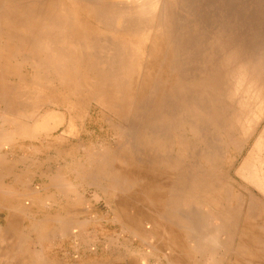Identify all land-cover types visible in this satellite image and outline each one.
Segmentation results:
<instances>
[{
	"label": "bare ground",
	"instance_id": "bare-ground-1",
	"mask_svg": "<svg viewBox=\"0 0 264 264\" xmlns=\"http://www.w3.org/2000/svg\"><path fill=\"white\" fill-rule=\"evenodd\" d=\"M158 52L170 58L167 66L171 71L179 66L195 67L201 74L197 80L203 82L192 78L185 84H175L173 74L169 75V87L158 83L153 76ZM24 65L31 71L29 76L21 70ZM88 94V115L81 120L72 118L71 112L76 113L77 103ZM263 95L264 0H0V145H9L15 139L23 143L19 149L59 152L64 162L60 166L67 169L39 172L40 178L52 184L50 189L32 191L33 197L44 192L50 198L53 195L48 192L55 189L63 196L75 194L78 198L70 180L104 179L106 185L98 188L114 191L122 202L127 223L142 227L139 218L147 214L155 231L186 234L188 244L208 253L215 249L218 224H213L214 219L204 209L194 205L183 208L181 203L192 191L187 186L192 171L191 145L177 139L174 143L185 146L181 156L173 155V147L158 157L156 152L153 154V159L165 163V170L173 172L178 185L175 191L179 201L164 210L160 202L153 200H146L135 212L129 205L133 198L142 197L143 189L151 182L145 176L143 160L131 152L143 134L153 137L159 132V138L164 140L169 128H187L192 136L199 137V152H203L204 167L210 171L207 175L217 176L221 182L222 174L211 170V162L221 158L224 140L211 139V119L206 113L211 107L214 111L222 109L228 102L231 113L227 126L249 136L264 110ZM115 99L121 115L128 116L127 128L119 130L128 148L113 154L92 151L96 146L88 125L96 109L99 117L100 110L105 111L103 115L106 111L111 114L108 107ZM221 111L214 119L219 129L226 125ZM78 125L81 132L76 131ZM80 133H87L90 144L81 150L84 142L80 141L79 150H75L76 145L68 150L69 140ZM233 140L239 149L241 140ZM15 164L16 161L8 164L10 176ZM38 167L40 170L41 165ZM244 167L249 183L260 177L254 168H260L264 176V132L237 172ZM257 182L255 187H264ZM8 192L9 188L0 187V194ZM73 212L69 210V217ZM69 217L63 221L62 216L52 218L63 235L69 231ZM237 222L232 223L234 228ZM17 229L18 225L13 227Z\"/></svg>",
	"mask_w": 264,
	"mask_h": 264
},
{
	"label": "rangeland",
	"instance_id": "rangeland-1",
	"mask_svg": "<svg viewBox=\"0 0 264 264\" xmlns=\"http://www.w3.org/2000/svg\"><path fill=\"white\" fill-rule=\"evenodd\" d=\"M164 51H166V53L168 52V50H164ZM157 54L159 57L158 59L159 62L156 70L153 72L155 73L153 74V76L156 77L158 83L162 84L163 82L165 85L167 83V86L169 87L170 86L169 84H171L170 76L173 74L175 77V79L173 80L174 83L179 82V84H185V82H189L192 78L196 79V81H198L199 83L203 82V80H197L198 77L201 75L199 73L200 71L197 68L194 67L196 69L195 70L192 66H190L192 69L191 71L190 67L179 66L177 67L178 70H175L173 72L167 66L170 62L169 61L170 58L167 56V54L166 56L160 54V52H158ZM162 59L163 62L161 61ZM164 60H166V64L164 63L165 62ZM180 68H184V69L187 68V69L181 70ZM179 69L181 71H179ZM21 70L24 74H27V76L31 74L29 67L26 65L22 66ZM179 72L181 73V75H179L180 74ZM11 80L13 81L14 78ZM168 87L166 89H169ZM86 97L87 98L77 103L78 105L77 109L79 111L77 110L76 113L71 112L73 113L71 114L72 118L76 120L77 119L81 120V119H85V117L88 115V110L90 106L87 101L90 95L88 94ZM116 99L113 101V105L108 107L111 114L107 113L106 111L105 113V115L107 114L106 117L105 115H103L105 111L102 112L100 110V117L97 114L98 109H96V111L94 112L93 115L94 118H92L91 123H89L88 125L89 133L92 134V138L94 140L92 144H95L96 146V149L93 148L92 151H97V150L99 152L109 151L110 153L112 152L111 154H113L114 153L113 151L116 150L118 151L121 149L126 151V149L128 148V144H127L128 141L124 140L125 138H122V136L119 133V130H122L121 129L122 126H124V128H127L125 127V121L126 124H129L127 123L128 116L125 117L124 115H121L122 112H120L119 110L120 107ZM64 105L65 104H63V106ZM166 105L167 104H164V106ZM213 105L216 106L217 103H213ZM102 107L106 110V106H102ZM166 107H168V105ZM81 108H83L82 111ZM263 109L264 106L261 108V110ZM220 110H222L221 114L223 119L226 120V121L224 120L226 125L222 129H219L218 125L215 124V120H214L215 116L220 113ZM256 111H258V109ZM230 113L231 110L228 102L226 103V106L222 105V109L219 108L217 111H214L213 108L211 107L210 110H208V112L206 113V115L209 116L211 119L209 129L207 128L209 130L211 139L214 140L216 137H220L224 140L223 146H221L220 148L221 158L219 159L218 157V159H213L211 162V164L214 163L211 166L212 167L211 170H213L214 173L218 175L220 173L222 174L221 182H218L216 178L217 176L214 177L207 175L209 174L210 171L209 168L205 169L204 167V162H203L204 158L202 154L203 152H199L200 150L199 148L201 146L199 144V137L192 136L189 130H187V128L185 129L183 128L176 129L174 127L169 128L170 130L171 129L172 130L170 131L168 129V131L164 133L166 134L164 140L159 138L160 137L159 132L154 134L153 137L150 136V134H143L142 137L137 142L136 146L133 148V151L131 152L132 154H135V156L140 157L141 160H143V168H144L145 176L147 178L150 177L151 182H149L150 185H148L143 189L142 197L137 200L133 198L132 202H128L129 205L132 207V210L134 211L136 208L140 207L143 203L147 202L146 200H153L154 202H158V204L161 203L160 205L161 207L163 206V210H164V208L169 206L170 203L175 204V202L179 201L176 200L178 196V193L176 192L178 190L176 188L178 185L176 178L172 177L173 172L172 171L168 172L167 170H165V163L163 164L160 163V159H153V154L156 152V157H158L159 155L164 154V151H167V149L170 150V148L173 147V149L171 150L173 155L181 156L185 152V146H181L179 143L177 144L176 142L174 143V141H177V139L179 140L185 139V142L188 145H191L193 149V154L192 157H190L191 161L189 163L190 165L189 169L192 171L190 172L191 178L189 177L187 186L191 188L192 191L185 194L183 200L181 201L183 206L182 205L181 206L183 208L185 207L187 208L189 206L192 207L193 205L200 207L206 211V213L209 215L210 218L214 219L213 220L214 225L218 224L216 226L217 239H216L215 249L210 250L208 254L201 252L206 257L205 260H207L208 264H215V262H217L216 259L220 260L223 256H228V259H231L232 262H234L237 255L235 254L237 253V250L232 248L233 243L231 236H232V232L234 231V229L232 228L233 225L231 222L227 221V218L224 215L225 210H229L232 214L237 215L238 221L240 217H243L245 218L244 221H248L255 228L264 230V193L260 191L258 188H256L254 185L249 183L237 172V169L242 159L250 152L257 138L264 132V110L260 118L257 120L256 122L257 124L255 125L254 129L252 130L249 136H246L244 133L238 130L236 131L235 129H229V127L227 126V122L229 120ZM213 122L215 125L213 124ZM81 127L83 128V126ZM79 130H80V125H78L76 128L77 132H79ZM81 131L82 129L80 130V132ZM81 136L82 138H80ZM86 139H87V133H80L76 138L70 139L69 147H67L68 150L72 149L73 147L72 145L77 146L75 148L76 151L79 150L80 149L79 144H81L80 141L84 142L83 143L84 146L81 147V150H83L85 146L87 147L88 144H90L89 142L86 141ZM233 139L241 140L242 145L239 147V149L238 148L236 149ZM17 141L18 140L15 139L12 140V142L9 144L12 147H9V145H2V146L0 145V173L2 174L3 179L10 177H17V180L21 178L22 181V176L26 175V172H22L20 176L16 175L13 172L16 166H25L27 164H30L31 166H34L37 170H39L38 165H41V168L45 166L49 167L50 165H54V164H59L61 166L64 165V162L61 161L62 154H60L59 152H55V151L35 152L32 151L34 150L33 148L32 150L31 148L29 150L19 149V145L23 143ZM27 143L25 144V146H28ZM75 153L76 155L78 154L77 152ZM128 153L130 152L128 151ZM192 160L193 161L197 160L196 164L195 162L192 163ZM13 161H16L17 164H15V167L12 171L13 175L10 176V173H8V168H9L8 164ZM60 170L64 171L67 169L62 167V169ZM43 173L48 174L47 172H43ZM44 179L47 181L39 185V187L36 188V190L47 187L49 189L51 188L52 182L46 178H43V181ZM104 181H105L104 179H101L99 182L93 179L70 180V183L73 184L74 189H77V187H79L83 190L84 198H85L84 201L86 205L85 208L89 209V211L81 216L80 210L79 211L74 210L77 209L76 205L70 207V209L73 210L74 212L73 214H71L72 216L69 217L70 227L68 229L69 230L68 232L70 233L71 230L73 231L76 230V233L74 234L77 235V238L83 236L85 241L89 242L88 250H87L88 253H91L92 251L91 247L93 246V241H92L93 230L99 231L98 234L96 232L94 234L95 236L97 235L99 237V242L97 239H95V241L98 242L99 244L98 251L100 252V259L105 262L110 260H121L131 255H134L148 259H156L155 262L163 263L164 258L167 257L170 259V257L177 256L178 252L173 253L172 247L173 245H178L179 243L181 245V247H179L181 254L180 256L179 255L177 256L179 257L178 264H189L190 263L189 258L190 256L193 255L192 253L200 252L199 250L195 249L191 243L189 244L187 243L189 242V240L186 234L180 236L177 233L169 230L155 231V229L152 228L150 224V217L147 214H144L139 218L140 220H142L140 221L142 227L135 225L133 226L127 223L121 211L122 202L117 200V196H115L114 191H107V190L103 191L98 188L100 186L103 187L106 185ZM4 188L5 190L8 189L7 186H4ZM261 189L263 190V188ZM148 190L150 191L148 192ZM155 191L157 193L156 194L157 196L156 195L154 196ZM25 192H27L26 189H24L21 192V194H24ZM158 192H160L159 193L160 195L158 194ZM166 192L167 194H165ZM58 195L64 198L67 197L70 198L69 195L67 197L61 195L60 193H58ZM158 196L160 198L155 199L158 198ZM78 198L81 199V197ZM77 201L78 200H74L75 204L77 203ZM240 207H241L240 209L241 213L239 212V210L237 211V209H239ZM52 218H46L43 220V222H31L30 225L26 227L25 232L14 231V233L24 234L21 235L22 237L20 236L23 240L24 239L28 240L29 234L34 233L38 236V239L42 241L41 239L45 237L46 235L45 233L48 232L47 230H49L48 232L49 234L51 233L50 231L53 230V228H44V227L48 226L50 224V221L57 223ZM8 220H9V227L12 226L10 227L11 229L14 226L18 225V222L15 218H9ZM34 223H37L38 226H42V225L44 226L43 228H40L34 225ZM31 225L32 226L34 225L33 231H30L29 229ZM146 229H148L149 231ZM43 233L45 235H43ZM248 238L252 239L251 233L247 236V239ZM183 245L186 247H184ZM94 246L96 247V245ZM68 251L73 254V252L75 251L77 252L78 250L75 249L74 251L72 249H69ZM218 252L219 254H223V255H221V257L216 258L214 254ZM58 256L63 257L61 254H59Z\"/></svg>",
	"mask_w": 264,
	"mask_h": 264
},
{
	"label": "crops",
	"instance_id": "crops-1",
	"mask_svg": "<svg viewBox=\"0 0 264 264\" xmlns=\"http://www.w3.org/2000/svg\"><path fill=\"white\" fill-rule=\"evenodd\" d=\"M58 169H62L59 164L50 165L49 167L45 166L40 170L27 164L25 166H16L13 171L18 176H20L22 172H26V175L22 176V181L21 178L17 180V177L0 178V187L7 186L11 191L10 194L7 195L0 194V264H178L179 257L177 256L181 254L179 250V247H181L180 243L172 247L173 253L178 252L177 256L170 257V259L166 257L163 263L155 262L156 259L142 258L134 255L121 260H110L105 262L100 259V252L98 251L99 237L94 235L95 232L97 234L99 233L98 230L92 231L93 246L91 247V253L87 251L89 242H86L83 236L77 238V235L74 234L76 230H71L70 233L67 232V234L63 235L59 233V226H56V223L52 221L44 228H53V230H55L53 231L54 234H49V230H47L48 232L45 233L46 235L43 233L45 237L41 239L42 241H40L38 236L34 233L29 234L28 240H23L20 237V233H14L13 228H10L12 226L9 227V218H15L17 220L18 228L20 229V231L18 229L17 232H25L26 227H28L31 222H43L46 218H61V216V221H63V219L69 217L70 207L74 205L81 211V216L89 211V209L85 208L84 193L79 187H77L76 191H78V196L80 195L81 199L80 202L77 201L76 204L74 200H79V198H76L75 194H72L69 200L68 198L58 195L55 189L48 192L53 195L50 198H48L49 196H47V193L44 194V192H40L35 198L33 197L32 194L36 188L47 181L45 179L43 181L38 175V172L49 173L50 171L55 173ZM246 172H248L246 167L238 171L241 176ZM254 172H258L260 177H253L254 180L256 179V182L253 180L250 183L257 186V181H260L259 186L262 184L264 185V176L262 175L261 177L262 173H260V168L258 170L254 168ZM66 175L68 179L69 172ZM242 177L245 179V174ZM24 189H26L27 193L21 195ZM258 189L264 193V189ZM240 209L241 207L237 209V211L239 210L240 212ZM224 215L228 222L234 224L238 221L237 215L232 214L229 210H225ZM244 219L245 218L240 217L237 226L235 228L232 226L234 229L231 236L233 243L232 248L237 250V253H235L237 254L235 261L232 262L231 259H228V256H223L220 260L216 259L217 262H215V264H264V230L255 228L248 221H244ZM250 233L252 234V239H247ZM95 239H97L98 242H96ZM94 245H96V247ZM69 249L74 251L76 249L78 251L72 254L68 251ZM36 254L39 258H35L37 257ZM59 254L63 257H59ZM192 254L193 255L189 258V264H208L203 253L194 252ZM221 255L223 254H219V252L214 254L216 258L221 257Z\"/></svg>",
	"mask_w": 264,
	"mask_h": 264
}]
</instances>
